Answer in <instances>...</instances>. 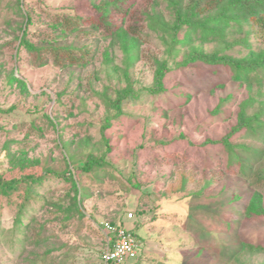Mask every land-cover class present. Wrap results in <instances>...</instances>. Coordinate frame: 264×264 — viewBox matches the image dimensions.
<instances>
[{
    "label": "rangeland",
    "instance_id": "1",
    "mask_svg": "<svg viewBox=\"0 0 264 264\" xmlns=\"http://www.w3.org/2000/svg\"><path fill=\"white\" fill-rule=\"evenodd\" d=\"M188 1L127 0L110 8L124 28L111 35L54 25L104 0H0V264L44 251L45 264H103L105 222L135 233V264H264V70H248L264 53L249 33L258 3L192 17ZM65 45L72 65L55 63ZM32 217L45 240L18 254Z\"/></svg>",
    "mask_w": 264,
    "mask_h": 264
},
{
    "label": "trees",
    "instance_id": "2",
    "mask_svg": "<svg viewBox=\"0 0 264 264\" xmlns=\"http://www.w3.org/2000/svg\"><path fill=\"white\" fill-rule=\"evenodd\" d=\"M126 1L127 0H104V2L102 4L92 3L91 4L92 11L90 12L91 14L89 13L88 18H83L81 16H75L74 19H71L70 17H65V15H64L65 19L68 22L65 19H61V20L65 21V25H64L63 22H61L60 20L57 19V21L54 22V25L56 27H61L62 30L74 32L79 28L80 25L78 23L80 21L85 22L87 20V21L91 22V25L94 28H99V29L101 28L103 32L104 31H106V32L111 31V33H110L111 35H116V34H119L122 31V29H124V28L122 26L118 27L116 24L112 23L111 20L108 19L109 14H110V8L114 9V11L121 12L125 8L124 5L126 4ZM262 1L263 0H257L258 7L256 9H252L249 12L250 15L248 17V22H250L249 23V26H250L249 33L252 34L253 38H255L256 40L257 39L260 40L261 41L260 43L264 44V6L259 5L262 3ZM221 2H222V0H189L186 8H187V11L189 12V14L193 17V16H196L197 13L207 12V11L212 10L215 7H218ZM203 4H205V5L208 4L207 9H206V7H202ZM15 5L18 8V11H21V8L19 9L20 0H16ZM96 13H97V16L95 15ZM92 14H94V16H92ZM179 16H180V14H179ZM29 22H31L30 18H29ZM235 22H239V21H235ZM112 26H117V27L115 29H111ZM246 40H247V37L242 39L241 42H247ZM236 42L240 43V41H238V40H236ZM23 43H24L26 49H29L31 51L39 49V47H36L30 40H28L26 38L24 39ZM73 48H75V47L70 46V45H68V46L67 45L57 46V47L52 46L51 50L54 54L55 63L56 64L59 63V61L62 59L63 55L68 56V59L70 60L68 64L72 65L73 63H76V61L78 60V57H76L75 55H73L70 52H66L67 49H73ZM83 53H86V50L83 51ZM43 63H45V61L41 62V64H43ZM61 66H65V64H61ZM244 66H245V64H244ZM236 67L241 69V67L238 65ZM236 67H234V68H236ZM248 68H249L248 70H251L252 72L264 70V53H262V58L258 62L253 63L252 65L248 66ZM164 71H165L164 69H159L156 71V73L153 77V85H151L148 88H145V90L147 92H149L150 94H153V93H158L159 90H161V89H164V88H162L163 83L165 82L164 77L166 74V71L165 72ZM119 101L120 100H118L117 102H119ZM117 106H118V104H117ZM225 144H227V145L231 144L230 137H229V142L226 141ZM173 157H175V156H173ZM91 160H92V158L89 159V161H87L86 165L82 168L83 170H85L89 167V162ZM174 160L175 159H173V161ZM208 161L209 160H207V158H206V160L202 161L203 168L209 169V168L214 167V165L209 167ZM1 180L2 179L0 177V182H1ZM21 180L22 181H25V180L36 181V177H23ZM21 220H22V218L19 217V219L17 220L18 223H16V224L21 225L22 224ZM263 231L264 230H261V228H260V230L257 231L259 238H261L262 237L261 235L264 234ZM44 232H45V220L43 222H37V221H34V217H32L25 227L21 248H20V250H18V252H19L18 254L25 251L26 247H28V245H30L31 243H34V246L40 245L45 240V235L43 234ZM262 243H263V240H261L260 242H258L256 244H252L250 242H248L246 244H247V246H249L250 248L253 249V248H262ZM31 255H33L36 259V260H34V262L32 264H45V251L42 253H38V252L34 253L33 252V253H31ZM135 260L128 261V262H130V264H135V263H133V261H135Z\"/></svg>",
    "mask_w": 264,
    "mask_h": 264
},
{
    "label": "built area",
    "instance_id": "3",
    "mask_svg": "<svg viewBox=\"0 0 264 264\" xmlns=\"http://www.w3.org/2000/svg\"><path fill=\"white\" fill-rule=\"evenodd\" d=\"M133 217L130 211L127 218ZM103 229L107 239L101 253L103 264H126L135 260L140 250V241L135 233L125 229L121 225L103 223Z\"/></svg>",
    "mask_w": 264,
    "mask_h": 264
}]
</instances>
